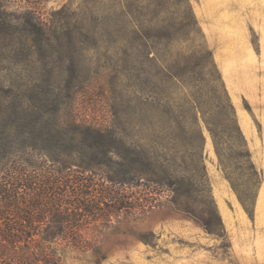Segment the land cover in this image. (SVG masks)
Segmentation results:
<instances>
[{
    "label": "rangeland",
    "instance_id": "rangeland-1",
    "mask_svg": "<svg viewBox=\"0 0 264 264\" xmlns=\"http://www.w3.org/2000/svg\"><path fill=\"white\" fill-rule=\"evenodd\" d=\"M135 1L0 0L1 103L12 98L10 84L35 88L37 102L72 107L77 122L144 125L173 148L166 154L175 161L173 184L159 192L157 208L146 215L126 210L104 215L81 226L78 246L60 241L55 249L63 264H264V227L255 216L264 181V118L238 100L254 131L252 144L222 67L235 40L248 43L247 59L264 60V0H187L188 6L147 0L153 2L148 13L165 26L158 31L162 38L150 43L149 57L166 60L179 73L156 80L149 74L148 50L120 37L122 13L132 11ZM32 13L85 29L111 18L116 35L109 43L87 35L41 38L26 24ZM121 66L126 76L119 75ZM121 110L125 114L118 117ZM70 116L37 118L69 123ZM211 130L221 140L219 156ZM197 153L199 162L191 158ZM96 185L111 188L105 180ZM141 186H124L123 194Z\"/></svg>",
    "mask_w": 264,
    "mask_h": 264
},
{
    "label": "trees",
    "instance_id": "trees-1",
    "mask_svg": "<svg viewBox=\"0 0 264 264\" xmlns=\"http://www.w3.org/2000/svg\"><path fill=\"white\" fill-rule=\"evenodd\" d=\"M146 1L136 0L132 11L122 13L125 33L120 37L148 50L149 74L153 73L155 80L178 78L179 73L166 60L156 63L149 57L150 43L162 38L158 31L165 26L148 13L153 2L148 5ZM170 4L188 6V1L170 0ZM94 21L98 29L74 24L65 27L52 17L42 21L32 13L26 24L41 38L87 35L112 42L116 35L112 19L100 27ZM165 21L168 25L170 19ZM170 43L167 38L166 45ZM126 72L125 66L118 70L120 76ZM7 93L10 101L0 100V264H63L55 247L60 241L78 246L81 226L121 210L146 215L159 206V192L170 191L175 161L166 154L173 148L146 126L134 123L126 127L121 120L112 128L81 123L72 115V107L37 102L35 88L10 84ZM18 95L23 99L18 100ZM60 114L72 119L57 123L37 118ZM124 114L121 110L117 115ZM211 132L219 156L221 140ZM125 135L134 140L127 141ZM199 155L191 158L198 157L199 162ZM97 172L100 180L111 184L110 189H99ZM140 185V190L123 194L124 186L132 189Z\"/></svg>",
    "mask_w": 264,
    "mask_h": 264
},
{
    "label": "crops",
    "instance_id": "crops-1",
    "mask_svg": "<svg viewBox=\"0 0 264 264\" xmlns=\"http://www.w3.org/2000/svg\"><path fill=\"white\" fill-rule=\"evenodd\" d=\"M247 45V42L241 40H235L228 45L227 56L222 67L224 84L239 111L241 129L246 138L251 140L254 131L247 114L240 108L238 100L245 99L252 106L253 111L257 112V116L260 113L259 115L264 118V60L256 64L251 57L247 59L244 56L246 52L249 53ZM216 58L221 63L222 60L218 54ZM251 143L253 144L252 140ZM255 216L260 226L264 227V181L257 194ZM262 249L264 250V246Z\"/></svg>",
    "mask_w": 264,
    "mask_h": 264
}]
</instances>
